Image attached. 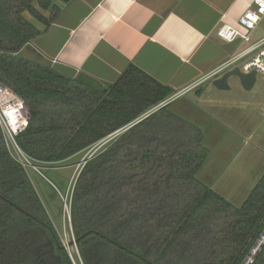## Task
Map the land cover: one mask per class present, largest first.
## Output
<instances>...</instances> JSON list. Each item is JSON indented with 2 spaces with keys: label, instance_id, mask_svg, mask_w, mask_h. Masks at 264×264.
<instances>
[{
  "label": "trees",
  "instance_id": "trees-1",
  "mask_svg": "<svg viewBox=\"0 0 264 264\" xmlns=\"http://www.w3.org/2000/svg\"><path fill=\"white\" fill-rule=\"evenodd\" d=\"M70 1L0 0V83L28 106L29 125L17 141L35 166L64 163L105 143L71 195L79 257L71 258L0 127V264H241L264 230V176L236 207L197 177L209 157L200 128L165 106L125 130L172 89L135 67L103 85L21 56ZM257 264H264V249Z\"/></svg>",
  "mask_w": 264,
  "mask_h": 264
},
{
  "label": "crops",
  "instance_id": "crops-1",
  "mask_svg": "<svg viewBox=\"0 0 264 264\" xmlns=\"http://www.w3.org/2000/svg\"><path fill=\"white\" fill-rule=\"evenodd\" d=\"M254 6V0H71L21 56L66 77L85 75L103 85L115 84L129 67H135L174 91L162 103L170 113L200 128L206 147L205 143L218 140L219 132L211 121L216 116L208 110L224 107L207 98L216 89V77H207L245 45L241 40L221 39L218 30L224 24L240 28L241 16ZM260 25L251 37H264ZM185 89L186 94L179 95ZM223 110L217 113L232 118L233 112ZM209 124L215 126L216 135L205 130ZM233 146L228 143L223 154L228 155ZM208 160L198 179L230 203L243 204L264 176V165L246 171L249 163L244 162L238 169L230 171L228 166L222 172L209 167ZM244 173L252 178L243 179L239 174ZM234 189L238 192L232 193Z\"/></svg>",
  "mask_w": 264,
  "mask_h": 264
},
{
  "label": "rangeland",
  "instance_id": "rangeland-1",
  "mask_svg": "<svg viewBox=\"0 0 264 264\" xmlns=\"http://www.w3.org/2000/svg\"><path fill=\"white\" fill-rule=\"evenodd\" d=\"M41 12H43L42 14L46 17L50 15L47 11ZM26 17L38 29L44 28L41 23L33 19L30 15L26 14ZM260 26L262 27L260 30L264 31V20ZM262 36L263 35L260 37L252 36L251 40L245 43L242 49L253 44L256 40L258 41ZM229 83L231 86L230 90L221 91L215 89L212 93L207 95V98L212 99L213 103L224 105L223 108L218 106L217 110L216 108L215 110L214 108L208 110L212 113L214 112V116H216L215 119L224 124L220 125L217 124L218 122L216 120H211L217 125L216 127H218L219 132L218 140L205 143L206 147L210 150L208 165L209 167H214V169L223 172L228 166L230 167V171H232L233 169H238V167H240L239 164L242 165L246 162L249 163V165L245 167L246 171H250L251 169L258 170L264 165L262 164L264 163V75H257V82L253 89L249 91L243 89L236 77H232L229 80ZM95 85L97 87L99 86L101 89L105 88L99 84ZM200 104L205 106V102H201ZM220 109H224L223 111H226L227 109L229 114L233 112L231 114L232 118L229 119L227 115L218 114L217 112ZM204 128L205 130H209L211 135H216L214 133L215 126L209 124ZM246 140L248 141L247 145L244 144ZM228 143L234 146L232 151L227 153L228 155H224L223 153ZM104 145V143L101 145L99 144L67 162L46 165L48 167H42L43 169L41 168L40 170L41 173L37 172V169L31 167L30 164L25 167L23 165L46 208L50 212L65 247L68 249L71 258L75 262V257H79V252L76 243L70 245L72 242L71 239H73V233L71 218H69V215L67 214V207L69 209L71 208L70 201L72 191L80 172L85 166L84 161L91 159L92 156ZM31 163L33 164L34 162L32 161ZM250 164H253V166H250ZM244 174L239 175H243V179L245 180L252 178L251 175H246L247 173ZM224 176V181L228 182L227 173ZM239 180H241L240 177ZM244 183L245 182L241 184ZM54 189L58 193L56 200H54L55 202L52 197V194L55 193ZM231 191L232 193L238 192L236 190ZM231 202L236 207L242 206L240 205L242 203H238V201L235 203L236 201L231 200ZM58 206L62 207V214L55 209V207L57 208Z\"/></svg>",
  "mask_w": 264,
  "mask_h": 264
},
{
  "label": "built area",
  "instance_id": "built-area-1",
  "mask_svg": "<svg viewBox=\"0 0 264 264\" xmlns=\"http://www.w3.org/2000/svg\"><path fill=\"white\" fill-rule=\"evenodd\" d=\"M254 5L253 9L247 10L241 16L239 21L240 28L224 24L218 30V36L227 42L241 40L247 43L250 41L252 33L264 20V0H254ZM234 68H239L242 72L247 74L256 72L257 75H264V37L235 53L225 63L214 70L207 79L209 80L220 76L226 71ZM186 92L187 89L181 91L179 95H184ZM165 104L166 102L150 110L133 124L144 120L158 109L163 108ZM29 121L30 113L25 101L10 87L0 83V127L5 138L7 149L22 165H24V167L30 164L31 167L37 169V172L41 173V168L39 169V167L31 163V159L24 153L17 141L18 136L28 128ZM129 127L125 130H128ZM121 131L122 130L117 131L109 138L112 139L116 137ZM67 214L69 218H71V208L69 209L67 207ZM263 249L264 230L249 249L241 264H257Z\"/></svg>",
  "mask_w": 264,
  "mask_h": 264
},
{
  "label": "water",
  "instance_id": "water-1",
  "mask_svg": "<svg viewBox=\"0 0 264 264\" xmlns=\"http://www.w3.org/2000/svg\"><path fill=\"white\" fill-rule=\"evenodd\" d=\"M232 77L238 78L241 86L246 91L253 89V87L255 86V84L257 82V73L256 72H251V73L247 74V73L242 72L239 68H234L232 70L226 71L225 73H223L219 77H216L213 81V85L215 86L216 89L221 90V91L230 90L231 86H230L229 80ZM139 122H137V123H139ZM137 123H135V124H137ZM135 124H133L132 126H134ZM132 126H130L129 128H131ZM86 163H87V160H85V164ZM74 243H76V242L72 241L70 243V245H73Z\"/></svg>",
  "mask_w": 264,
  "mask_h": 264
}]
</instances>
